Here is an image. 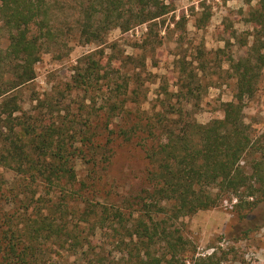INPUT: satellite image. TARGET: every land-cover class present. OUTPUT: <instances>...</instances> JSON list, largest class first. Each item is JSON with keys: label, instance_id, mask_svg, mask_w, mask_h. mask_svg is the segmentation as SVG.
<instances>
[{"label": "trees", "instance_id": "1", "mask_svg": "<svg viewBox=\"0 0 264 264\" xmlns=\"http://www.w3.org/2000/svg\"><path fill=\"white\" fill-rule=\"evenodd\" d=\"M259 3L250 11L252 46L228 59L237 88L223 103V117L200 123L172 107L147 129L140 111L129 107L139 88L130 89L122 67L104 64V49L99 58L85 54L68 84L70 93L85 92L77 112L64 104L63 89L35 96V110L27 112L22 88L37 78L44 51L72 40L101 45L111 29L146 24L139 45L146 49L158 21L174 10L170 2L0 0V168L17 175L5 191L0 171V264H68L54 257L53 245L80 254L73 264H109L105 247L91 237L97 232L122 251L124 264H224L223 252L197 255L177 222L227 199H236L242 216L264 202V131L254 134L244 113L264 70V0ZM168 112L181 118L168 120ZM133 140H144L146 186L122 204L102 190L101 171L116 144ZM79 159L89 179L80 178ZM7 192L13 198L3 200Z\"/></svg>", "mask_w": 264, "mask_h": 264}, {"label": "rangeland", "instance_id": "2", "mask_svg": "<svg viewBox=\"0 0 264 264\" xmlns=\"http://www.w3.org/2000/svg\"><path fill=\"white\" fill-rule=\"evenodd\" d=\"M167 1L174 10L158 21L146 49L139 47L147 32V25L143 24L128 32L111 29L101 45L82 44L77 39L69 41L65 48L44 51L36 64L37 78L22 88L24 110H35V96L43 97L63 89L64 104H70L77 112L80 102L85 100V92L76 89L70 93L68 84L73 82L77 65L83 63L79 61L85 54L95 53L99 58L100 49H104V64L110 60L112 67H122L130 77V89L139 88L138 101L129 107L140 111L147 129L159 120L163 110L172 107L176 111L182 109L185 118H194L200 123L222 118L223 103L235 98L237 88L228 59L244 56L252 46L256 25L249 21L250 11L260 7L259 0ZM244 113L253 133L261 134L264 131V70L255 96L245 101ZM165 117L181 118L172 113ZM142 145L133 140L114 146L112 162L101 171V188L107 197L121 199L124 204V200L132 201L145 188L148 159ZM77 167L80 178L89 179V169L83 160H78ZM0 171L5 176L4 189L9 190L17 175L3 168ZM7 198L12 199L13 195L7 192L3 200ZM242 202L247 205L245 200ZM235 203V198L224 200L216 208L181 218L177 225L191 240L197 255L217 251L225 255L224 264H264V202L255 209L243 210L244 216ZM91 237L105 247L107 263L124 264L119 248L108 244L99 232ZM52 251L55 258L68 264L80 262V254H69L57 245L52 246Z\"/></svg>", "mask_w": 264, "mask_h": 264}]
</instances>
